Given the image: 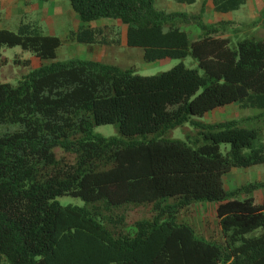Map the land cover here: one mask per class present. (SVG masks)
Instances as JSON below:
<instances>
[{
  "label": "trees",
  "instance_id": "16d2710c",
  "mask_svg": "<svg viewBox=\"0 0 264 264\" xmlns=\"http://www.w3.org/2000/svg\"><path fill=\"white\" fill-rule=\"evenodd\" d=\"M68 1L76 40L108 44L112 29L91 23L112 18L145 61L189 55L196 66L142 75L56 60L58 35L25 20L0 28V66L4 46L42 61L24 59L15 84L0 82V264H264V200L255 197L264 180L230 188L224 179L264 163V38L204 21L203 3L187 12L155 0ZM234 103L257 111L201 119ZM186 123L185 139L168 136ZM100 124L117 134L95 132ZM62 195L84 204L62 205ZM195 203L215 204L216 238L185 219Z\"/></svg>",
  "mask_w": 264,
  "mask_h": 264
},
{
  "label": "rangeland",
  "instance_id": "374dc122",
  "mask_svg": "<svg viewBox=\"0 0 264 264\" xmlns=\"http://www.w3.org/2000/svg\"><path fill=\"white\" fill-rule=\"evenodd\" d=\"M66 2L69 4L68 0H66ZM155 2L158 8L164 9L166 11H190L195 6H182L180 4H177L174 0H155ZM13 6L16 7L15 3L13 4ZM62 9L63 6L61 4L59 6V10L61 11ZM20 16H18L17 18L16 16H13L11 19H7L5 16H3L2 10H0V26L6 27L10 30H16L18 24L16 25V28L13 27V24L17 20H19ZM20 20L24 19L21 18ZM68 20L71 21L73 20V18H70ZM72 22H74L75 24L74 20ZM91 24L92 26H108L112 29V31H108L107 33L108 39L110 40L108 44H86L72 39L71 37L73 36H71V32H67V30L61 32L59 31L62 39V44L56 50L55 59H98L105 63L118 65L122 68H133L136 73L142 75L155 74L160 71H165L179 62H183L188 67L196 66L195 61L189 55L183 58H164L153 61H145L143 58L144 51L142 47L127 45L125 37L123 36L121 38L120 32L123 25H121V22L119 20L112 18H102L97 22H92ZM68 29H70V27H68ZM105 31H107V29H105ZM260 33L261 36H258V34L256 36L259 38H264V29H261ZM1 51L3 56L8 58V61L5 65L0 66V82H9L15 84L17 80L29 70L30 67L24 65L22 63V60L26 59L28 56H32L33 54L29 51L21 49V47L19 46H4L2 47ZM256 111V109H240L235 103L227 104L208 111L204 114L203 117H201V119L205 121H216L224 118L237 117L244 114H252ZM93 130L106 136L117 134V128L114 124L96 125L94 126ZM191 131H193L192 127L188 123H186L184 126L172 129L168 136L185 139L186 134ZM224 179L226 186L230 188L241 183H246L254 180H264V163L255 164L246 168H233L228 174H226ZM255 197L256 201L258 202L264 200V189L256 191ZM56 199L62 205L84 204L81 198L73 197L70 195L58 196ZM183 214L185 216V219L190 221L199 233L207 236L209 235L213 238H216L219 235V228L215 214V204L195 203L190 205L185 211H183Z\"/></svg>",
  "mask_w": 264,
  "mask_h": 264
},
{
  "label": "crops",
  "instance_id": "0c3cea01",
  "mask_svg": "<svg viewBox=\"0 0 264 264\" xmlns=\"http://www.w3.org/2000/svg\"><path fill=\"white\" fill-rule=\"evenodd\" d=\"M175 2L182 6L195 5L194 8L187 12L198 10L203 3L204 21L209 23L218 20L231 21L233 27H240V35L257 37L256 35L258 34V36H261L260 31L264 29V0H194L192 3ZM14 3L16 7L13 6ZM61 4L63 9L60 11L59 6ZM0 10H2L3 16L7 19H11L13 16L17 18L21 15L19 20L13 24L15 28L17 24L19 25L20 19L23 18L25 21L40 26L44 33L57 35L59 31L67 30V32H71V36H73L71 38L76 40L72 32L78 29L80 22L70 3L68 4L66 0H0ZM70 18H73L75 24L72 22L73 20H68ZM121 25H123L120 32L121 38L124 36L126 40V25L122 23ZM0 28L6 27L0 26ZM26 59L30 60V67H36L42 63L34 55L28 56Z\"/></svg>",
  "mask_w": 264,
  "mask_h": 264
}]
</instances>
